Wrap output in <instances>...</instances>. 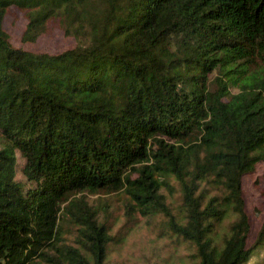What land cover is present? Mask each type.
<instances>
[{
	"label": "trees",
	"instance_id": "trees-1",
	"mask_svg": "<svg viewBox=\"0 0 264 264\" xmlns=\"http://www.w3.org/2000/svg\"><path fill=\"white\" fill-rule=\"evenodd\" d=\"M11 7L23 44L49 23L84 41L15 47ZM262 164L264 0H0V264H108L136 216L198 264H246L264 221L247 247L242 179ZM84 192L120 197L113 234Z\"/></svg>",
	"mask_w": 264,
	"mask_h": 264
},
{
	"label": "rangeland",
	"instance_id": "rangeland-1",
	"mask_svg": "<svg viewBox=\"0 0 264 264\" xmlns=\"http://www.w3.org/2000/svg\"><path fill=\"white\" fill-rule=\"evenodd\" d=\"M27 24L25 14L15 7L8 10L4 18L3 29L10 38V43L15 47L33 53H60L81 44L80 38L76 39L61 30L56 24L49 23L47 29L35 44H23L22 32ZM19 177V175H18ZM204 185V184H203ZM208 197L220 195L214 188L207 187ZM243 199L245 211L249 217L250 233L247 247L254 244L264 221V165H257L252 173L246 174L242 179ZM167 202L176 203V198L169 191L161 192ZM84 203L93 206L98 213V219L105 220L112 228V234L124 222V211L121 199L115 194H97L88 192L76 195ZM158 219V218H157ZM150 222L136 216V221L127 226L130 231L125 236L123 243L113 249L109 256L108 264H198L193 258L194 249L185 243L175 241L172 237L158 234L161 220ZM235 220L234 215L227 216L215 229V241L220 242L228 232L229 225ZM156 226V227H155ZM158 227V228H157ZM246 264H264V246L254 251Z\"/></svg>",
	"mask_w": 264,
	"mask_h": 264
}]
</instances>
